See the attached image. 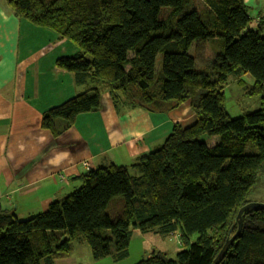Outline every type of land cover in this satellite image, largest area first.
<instances>
[{
    "label": "trees",
    "instance_id": "16d2710c",
    "mask_svg": "<svg viewBox=\"0 0 264 264\" xmlns=\"http://www.w3.org/2000/svg\"><path fill=\"white\" fill-rule=\"evenodd\" d=\"M5 2L21 23L73 49L54 65L83 90L41 113V128L54 139L78 117L97 114L104 93L151 114L188 102L194 122L172 125L162 145L130 168L87 170L79 188L34 217L0 212V264H55L71 255L73 244L88 245L95 262L118 263L128 257L132 230L179 232L184 244L196 236L174 259L153 252L136 264H212L237 230V212L263 181L264 99L258 110L230 118L224 90L229 77L245 76L253 80L249 95H262L264 20L248 29L244 0ZM208 43L215 58L207 72H197L188 50L201 54ZM203 135L218 140L207 145ZM248 144L254 151L245 152ZM219 264H264V209L243 215Z\"/></svg>",
    "mask_w": 264,
    "mask_h": 264
},
{
    "label": "crops",
    "instance_id": "0c3cea01",
    "mask_svg": "<svg viewBox=\"0 0 264 264\" xmlns=\"http://www.w3.org/2000/svg\"><path fill=\"white\" fill-rule=\"evenodd\" d=\"M244 1L264 20V0ZM24 31L27 38L22 37ZM39 38L47 43L31 44ZM72 50L53 34L21 23L0 0V212L18 220L42 213L51 202L79 188L85 163L88 170L130 168L162 145L172 125L188 127L194 122L188 102L151 114L115 103L104 93L97 114L78 117L54 139L41 128V113L83 90L71 74L54 65ZM145 235L131 231L127 258L133 252L139 262L147 254ZM94 264L123 263L104 259Z\"/></svg>",
    "mask_w": 264,
    "mask_h": 264
},
{
    "label": "rangeland",
    "instance_id": "374dc122",
    "mask_svg": "<svg viewBox=\"0 0 264 264\" xmlns=\"http://www.w3.org/2000/svg\"><path fill=\"white\" fill-rule=\"evenodd\" d=\"M197 4L200 2L197 1ZM257 10L252 8V10L248 9V16L250 21L248 23V29L256 30L258 24V15L255 13ZM263 12V10H262ZM261 17V16H260ZM264 17V16H263ZM22 37L27 38L28 35L26 32H22ZM264 35V33L262 34ZM43 43H47L41 41L40 38L31 42L34 46H39ZM70 45L66 43V45ZM71 46V45H70ZM215 47L208 43L205 46V50L203 53L199 54L195 51L194 46H191L188 50V54L191 57H194V68L197 72H207L209 70L211 62L215 58ZM155 67L156 71L160 72L161 67V55L159 54L155 59ZM253 84V80L249 77L241 76L240 78L231 76L227 80V85L224 90L225 95V109L230 118H238L241 117L246 112H254L260 108V105L264 99V90L262 95L260 96H251L249 95V90ZM201 142L212 145L217 142V137H209L207 135H203L199 139ZM253 150L251 144L247 145L246 151L247 153ZM254 151V150H253ZM264 200V186L263 181L259 180L257 182L256 188L253 193L248 197V203H256L261 204ZM176 235H180L179 232L169 235H161L157 233H147L145 235L146 240L143 244L145 252L147 253L143 259L147 258L153 252L156 253H164L167 259H174L178 252L186 250L188 248L187 244H190L195 241L196 236L193 235L187 238V244H184L183 240H178ZM180 239V238H179ZM112 249V247H111ZM142 259V260H143ZM136 256L132 252L130 258H126L121 261L123 264H136L137 263ZM99 262V261H98ZM95 261L92 260L90 249L86 244H73V251L71 255L65 259L56 260V264H94Z\"/></svg>",
    "mask_w": 264,
    "mask_h": 264
},
{
    "label": "water",
    "instance_id": "95a60500",
    "mask_svg": "<svg viewBox=\"0 0 264 264\" xmlns=\"http://www.w3.org/2000/svg\"><path fill=\"white\" fill-rule=\"evenodd\" d=\"M263 184H264V176H263ZM261 209H264V202L261 204L247 203L246 205H244L243 207H241L239 209V211L237 212V216L235 218L237 230L232 237L226 239V241L224 242V244H223L221 250L219 251L218 255L213 260L212 264H219L223 260L227 249L234 242V240L239 236L241 229H242V217H243V215L246 213L258 212Z\"/></svg>",
    "mask_w": 264,
    "mask_h": 264
},
{
    "label": "built area",
    "instance_id": "2783aa9c",
    "mask_svg": "<svg viewBox=\"0 0 264 264\" xmlns=\"http://www.w3.org/2000/svg\"><path fill=\"white\" fill-rule=\"evenodd\" d=\"M84 168L88 170V165L86 163L84 164Z\"/></svg>",
    "mask_w": 264,
    "mask_h": 264
}]
</instances>
